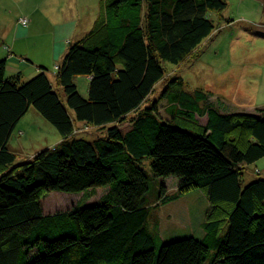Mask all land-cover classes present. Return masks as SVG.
<instances>
[{
    "label": "trees",
    "instance_id": "obj_1",
    "mask_svg": "<svg viewBox=\"0 0 264 264\" xmlns=\"http://www.w3.org/2000/svg\"><path fill=\"white\" fill-rule=\"evenodd\" d=\"M224 7V0H103L93 28L68 42L55 65L65 104L48 69L23 81L7 77L0 60V264H264V179L242 183L246 166L264 157V109L215 107L164 67L192 56L220 26L210 13ZM77 77L88 81L84 96ZM161 100L171 119L160 116ZM30 107L61 140L18 162L8 141ZM76 124L102 133L73 137ZM152 175L175 177L174 193L161 185L149 200ZM100 187L107 191L98 203L43 211L51 191ZM196 190L210 204L201 236L158 244L147 224L152 209Z\"/></svg>",
    "mask_w": 264,
    "mask_h": 264
},
{
    "label": "rangeland",
    "instance_id": "obj_2",
    "mask_svg": "<svg viewBox=\"0 0 264 264\" xmlns=\"http://www.w3.org/2000/svg\"><path fill=\"white\" fill-rule=\"evenodd\" d=\"M102 1L0 0V33L4 28L11 29L17 17L28 10L36 9L34 15L30 16V19L27 18L30 25L28 38L33 37V32L37 36L28 40L29 47L24 46L22 55L25 59L37 61L48 69L45 72L64 104L65 94L62 87L57 84L56 76L53 75L55 64L51 66L52 69L48 65L50 63L52 65V57H54L53 54L50 55L48 33L55 23L73 22L75 31L69 38L71 43H74L93 28ZM224 2V8L210 13L214 24L218 25L219 21L220 26L194 49L192 56L177 65L166 62L164 67L167 76H178L186 90L198 89L206 93L210 103L215 107H222L228 112L259 115L264 109V9L260 0H224ZM33 18L34 23L31 25ZM18 22L20 23V18ZM65 45L67 47L68 44ZM5 49L6 47L0 42V57L3 54L1 50ZM75 81L80 94L86 95L87 79L77 77ZM159 89L160 84L156 86L152 98H157L161 94ZM168 109V104L161 100L158 104L160 116L171 119ZM67 110L71 116H74L72 109L68 107ZM26 116L21 123L23 125L19 128L25 127L28 122L33 124L32 134L26 138L27 142L23 145L18 141L16 137L18 127L8 141L9 147L14 149L19 161H24L23 156L26 152L51 147L60 139L55 127L40 114L35 120L28 113ZM198 120L200 123L204 122V118L199 117ZM101 133L100 129L76 124L73 137L91 141ZM145 169L151 174L149 167ZM258 178L264 179V157L246 166L242 183L248 184ZM161 185L169 191V195H172L176 187L175 177L152 175L147 193L149 200L154 201ZM106 191L104 187L72 194L51 191L41 199V204L45 213H54L69 210L77 205L98 203L103 200ZM209 205L200 190L190 191L174 201L160 203L159 207L153 208L147 224L151 230L158 231L161 240L158 244L190 235L196 236ZM156 222L158 225L154 226Z\"/></svg>",
    "mask_w": 264,
    "mask_h": 264
},
{
    "label": "crops",
    "instance_id": "obj_3",
    "mask_svg": "<svg viewBox=\"0 0 264 264\" xmlns=\"http://www.w3.org/2000/svg\"><path fill=\"white\" fill-rule=\"evenodd\" d=\"M35 11H36V9L34 10V8H33L31 10L26 11L22 16H26L29 18L30 16L34 15ZM19 17H17L16 20H14L13 26L10 27L11 29L4 28L1 30L0 42H1L3 47H6V49L1 50L3 52V54L1 55L0 58L5 59V61H6V72H5V74L7 77L19 75L21 80L26 81V80L30 79L32 76H34L35 74H37L39 72V69H41V67H43V65L41 63H37V61H32L31 59H25L24 55H22L23 51H24V46L29 47L28 46V44H29L28 40L34 39L37 36V34H35L33 32V35H32L33 37L28 38V36L30 35L29 34L30 25H28V27H23L18 22ZM33 23H34V18L32 19L31 25ZM74 31H75V24H73V22H71L70 24H68V23H63V24L55 23L54 26L50 29V32L48 33L49 39H50V55L53 54L54 57H52V65H51V63L48 64L49 68L51 66H53L54 64L56 65L58 63V60H60V58L63 56V54L66 51L65 43L68 44V42H71V39L69 37L73 36ZM82 37H80V38H82ZM51 69H52V67H51ZM53 75H54V72H53ZM27 113H28V115L29 114L31 115L33 120L38 119L37 115L39 113L34 108L30 107L27 110V112L25 113V115H23V117L17 122V124L15 125V127L12 131V133H13L16 130V128L18 127V129L16 131V137H17L18 141H20V143H22L23 145L25 142H27L26 138L30 134H32V130H33L32 129L33 124H30L29 122H28L29 124L28 123L25 124L26 125L25 127L22 126L19 128L20 125H23L21 123L26 119L25 117H27L26 116ZM60 140H61V137H60V139H58L57 142H59ZM8 147H9V145H8ZM9 149L16 154V152L14 151V149L12 147H9ZM38 150H40V149H38ZM36 152H37V150L26 152V154L23 156L24 161L30 159L32 157V155ZM16 161L20 162L19 159L17 158V154H16ZM254 163H252V164H254ZM259 173H260V171H259ZM200 231H201L200 229L197 231L196 236H201Z\"/></svg>",
    "mask_w": 264,
    "mask_h": 264
},
{
    "label": "built area",
    "instance_id": "obj_4",
    "mask_svg": "<svg viewBox=\"0 0 264 264\" xmlns=\"http://www.w3.org/2000/svg\"><path fill=\"white\" fill-rule=\"evenodd\" d=\"M20 23H21L22 25H27V23H28V19H27L26 17H21V18H20Z\"/></svg>",
    "mask_w": 264,
    "mask_h": 264
},
{
    "label": "bare ground",
    "instance_id": "obj_5",
    "mask_svg": "<svg viewBox=\"0 0 264 264\" xmlns=\"http://www.w3.org/2000/svg\"><path fill=\"white\" fill-rule=\"evenodd\" d=\"M28 25V24H27ZM59 65V64H58ZM46 66V65H45ZM56 68H58V67H56ZM42 71V70H41ZM45 71V70H44ZM57 71V70H56ZM43 72V71H42ZM55 77V76H54ZM65 102V101H64ZM68 108V107H67Z\"/></svg>",
    "mask_w": 264,
    "mask_h": 264
}]
</instances>
